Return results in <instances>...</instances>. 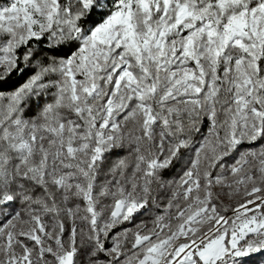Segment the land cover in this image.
<instances>
[{"label": "snow or ice", "instance_id": "1", "mask_svg": "<svg viewBox=\"0 0 264 264\" xmlns=\"http://www.w3.org/2000/svg\"><path fill=\"white\" fill-rule=\"evenodd\" d=\"M0 264H264V0H0Z\"/></svg>", "mask_w": 264, "mask_h": 264}]
</instances>
